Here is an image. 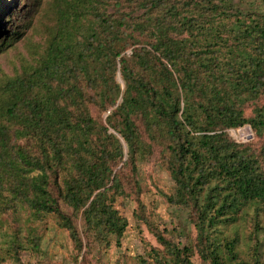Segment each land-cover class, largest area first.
<instances>
[{
    "label": "trees",
    "instance_id": "1",
    "mask_svg": "<svg viewBox=\"0 0 264 264\" xmlns=\"http://www.w3.org/2000/svg\"><path fill=\"white\" fill-rule=\"evenodd\" d=\"M40 1L0 10V55L25 35L13 17ZM119 1L131 9L111 13L97 2L83 12L70 2V30L51 41L40 90L19 86L5 102L0 216L54 214L77 260L94 264L97 246H121L128 228L115 196L132 181L140 188L137 163L160 148L175 183L168 201L188 217L172 228L151 224L160 246L138 264H195L196 252L209 264H264L260 218H253L250 260L237 229L264 208V144L257 150L229 135L245 125L264 135V103L251 117L245 112L264 98V0ZM92 106L106 114L103 122ZM137 214L150 224L143 210ZM191 224L194 241L169 237ZM8 240L5 254L19 264L22 251L41 243L19 225Z\"/></svg>",
    "mask_w": 264,
    "mask_h": 264
},
{
    "label": "rangeland",
    "instance_id": "2",
    "mask_svg": "<svg viewBox=\"0 0 264 264\" xmlns=\"http://www.w3.org/2000/svg\"><path fill=\"white\" fill-rule=\"evenodd\" d=\"M29 2L23 4L21 10H27ZM70 2L83 12L89 8L91 3L97 2H102L111 13H115L116 10L129 11L131 9L127 1L121 5L119 0H41L30 14L23 15L24 17L15 15L13 18L16 20L13 25L26 26V30L21 41L0 55V119L5 102L7 103L10 95L18 90L19 86L27 87L32 94L40 90L44 58L49 47L52 46L51 41L62 37L66 28L70 30ZM19 3L20 0H0V10L2 13L6 12L9 7H13L15 4L21 6ZM4 18L5 20L10 19L8 15H5ZM7 25L9 28L10 25ZM262 103H264V98L257 103L248 102L245 106L246 116H253L256 105ZM92 112L96 119L104 121L106 114L98 107L92 106ZM246 127L250 128L246 133L247 136L240 132ZM229 135L235 141L249 143L257 150L264 144V135L256 136L250 125L229 129ZM137 165L135 177L140 188H137L132 181L127 184L123 195H114L116 198L115 208L128 221L122 245L117 246L113 241L109 248L97 246L96 257L98 258H92L94 264H99V262L138 264V258L145 256L150 247L160 246L151 224L157 225L160 229H163L165 225L172 228L174 221L186 220L188 217L186 207H174L168 201L167 197L175 192V183L164 167L160 148H156L148 160H139ZM142 210L150 224L138 216L137 213ZM257 216L263 227L258 243L261 246L262 259L264 260V208L251 210L238 225L239 250L246 260H250L252 256L251 243L254 242L250 240V232L254 230L253 218ZM18 225L22 230V235L34 232L41 239L37 250L22 251L20 264H81V257L77 260V251L74 249L69 231L59 225L54 214H48L42 220H31L26 211H21L17 215L6 213L0 216V264H19L5 254L9 236L17 229ZM196 235L197 231L191 224L187 226L184 235L173 233L169 237L184 245L194 241ZM3 256L6 258L4 259ZM193 259L195 264H209L202 260L197 252Z\"/></svg>",
    "mask_w": 264,
    "mask_h": 264
},
{
    "label": "water",
    "instance_id": "3",
    "mask_svg": "<svg viewBox=\"0 0 264 264\" xmlns=\"http://www.w3.org/2000/svg\"><path fill=\"white\" fill-rule=\"evenodd\" d=\"M120 81H122V80L120 79Z\"/></svg>",
    "mask_w": 264,
    "mask_h": 264
}]
</instances>
